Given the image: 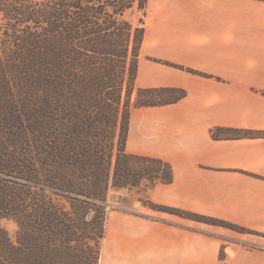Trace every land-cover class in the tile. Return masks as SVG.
<instances>
[{"label":"trees","instance_id":"1","mask_svg":"<svg viewBox=\"0 0 264 264\" xmlns=\"http://www.w3.org/2000/svg\"><path fill=\"white\" fill-rule=\"evenodd\" d=\"M147 2L0 0V264H99L109 189L172 181L168 162L126 150L132 107L186 95L136 84Z\"/></svg>","mask_w":264,"mask_h":264},{"label":"crops","instance_id":"2","mask_svg":"<svg viewBox=\"0 0 264 264\" xmlns=\"http://www.w3.org/2000/svg\"><path fill=\"white\" fill-rule=\"evenodd\" d=\"M147 17L136 84L186 95L131 109L126 150L173 171L146 197L257 234L165 212L128 215L112 219L100 263L264 264V0H148Z\"/></svg>","mask_w":264,"mask_h":264},{"label":"rangeland","instance_id":"3","mask_svg":"<svg viewBox=\"0 0 264 264\" xmlns=\"http://www.w3.org/2000/svg\"><path fill=\"white\" fill-rule=\"evenodd\" d=\"M148 17L144 18V24L148 25ZM135 94L133 96V99ZM151 186L150 181L146 178L142 179L135 186H127L123 188H110L107 195V205L106 211L108 213V218L106 221V235L104 245L108 247L110 243L109 235L112 228V219H117L125 217L128 215H136L138 217L152 216L159 217L162 211L155 210L152 208L153 201L146 197L145 191ZM157 204V203H155ZM167 213V212H165ZM170 214V213H169ZM2 225L8 230L10 234H13L15 230V224L11 220L3 219ZM208 225V224H207ZM219 230L226 232L230 235L252 238L253 236L248 234H240L239 232L225 228L218 227ZM104 241V240H103ZM99 264H101L99 262Z\"/></svg>","mask_w":264,"mask_h":264}]
</instances>
